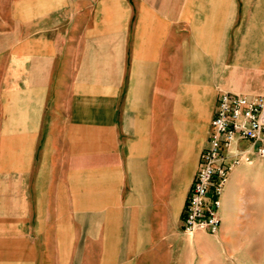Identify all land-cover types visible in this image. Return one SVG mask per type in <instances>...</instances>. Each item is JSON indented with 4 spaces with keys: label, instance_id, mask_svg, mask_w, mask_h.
<instances>
[{
    "label": "crops",
    "instance_id": "0c3cea01",
    "mask_svg": "<svg viewBox=\"0 0 264 264\" xmlns=\"http://www.w3.org/2000/svg\"><path fill=\"white\" fill-rule=\"evenodd\" d=\"M135 1L0 0V264H264L253 143L217 233L181 220L217 95L264 96V0Z\"/></svg>",
    "mask_w": 264,
    "mask_h": 264
},
{
    "label": "built area",
    "instance_id": "2783aa9c",
    "mask_svg": "<svg viewBox=\"0 0 264 264\" xmlns=\"http://www.w3.org/2000/svg\"><path fill=\"white\" fill-rule=\"evenodd\" d=\"M239 140L253 143L255 157L264 160V96L220 92L182 209V229L187 234L217 233L227 172L233 165L252 161L247 150L233 147Z\"/></svg>",
    "mask_w": 264,
    "mask_h": 264
},
{
    "label": "rangeland",
    "instance_id": "374dc122",
    "mask_svg": "<svg viewBox=\"0 0 264 264\" xmlns=\"http://www.w3.org/2000/svg\"><path fill=\"white\" fill-rule=\"evenodd\" d=\"M141 1L145 2V5L147 6L151 5L152 3H155L156 5L159 4V0H138L137 2H141ZM167 1L169 2V0ZM135 2H136L135 0H130V6L132 7ZM167 10H169V8ZM156 11L157 12L159 11L158 8H156ZM132 16H135V15L133 14ZM133 18L134 17H132V19Z\"/></svg>",
    "mask_w": 264,
    "mask_h": 264
}]
</instances>
